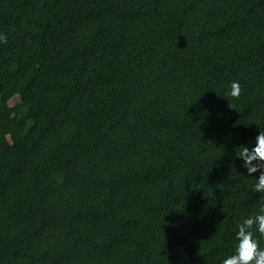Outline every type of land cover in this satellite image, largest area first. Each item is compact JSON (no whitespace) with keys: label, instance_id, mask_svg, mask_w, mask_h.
<instances>
[{"label":"trees","instance_id":"1","mask_svg":"<svg viewBox=\"0 0 264 264\" xmlns=\"http://www.w3.org/2000/svg\"><path fill=\"white\" fill-rule=\"evenodd\" d=\"M0 33V264L234 251L264 205L234 154L264 128V0H0Z\"/></svg>","mask_w":264,"mask_h":264},{"label":"clouds","instance_id":"2","mask_svg":"<svg viewBox=\"0 0 264 264\" xmlns=\"http://www.w3.org/2000/svg\"><path fill=\"white\" fill-rule=\"evenodd\" d=\"M6 34L0 33V43H6ZM240 81L230 82L226 96L239 97ZM231 107V104L229 105ZM233 108V107H231ZM235 157L241 161L247 175H255V182L251 187L252 193L264 195V128L259 126V132L254 144L235 146ZM258 173V175H256ZM236 244L234 251L221 260V264H264V205L254 214L243 217L236 226Z\"/></svg>","mask_w":264,"mask_h":264}]
</instances>
